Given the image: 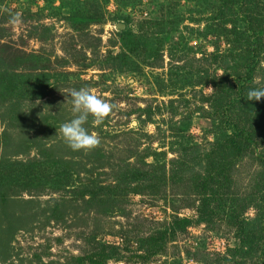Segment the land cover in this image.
<instances>
[{
	"label": "rangeland",
	"instance_id": "1",
	"mask_svg": "<svg viewBox=\"0 0 264 264\" xmlns=\"http://www.w3.org/2000/svg\"><path fill=\"white\" fill-rule=\"evenodd\" d=\"M255 78L264 81V0H0V264H89L101 245L118 248L100 264H264L252 206L264 204V126L252 129L253 153L220 172L221 188L206 186L216 192L207 221L186 176L216 137L218 103L234 119L264 113V98H244ZM81 87L114 106L85 125L101 139L88 153L56 134L72 118L62 92ZM48 156L69 161V188L46 176ZM157 160L165 176L187 168L160 183ZM137 167L157 193L76 196ZM220 193L250 205L240 217L256 237L245 251Z\"/></svg>",
	"mask_w": 264,
	"mask_h": 264
},
{
	"label": "trees",
	"instance_id": "2",
	"mask_svg": "<svg viewBox=\"0 0 264 264\" xmlns=\"http://www.w3.org/2000/svg\"><path fill=\"white\" fill-rule=\"evenodd\" d=\"M219 98L224 99L222 94L219 96ZM216 111L218 112L219 115L218 118H220V120H218V123L215 127L216 137H214L213 141L209 142L207 149L203 150V154L198 161L199 170H202V172L200 173L198 170V172H195V174L186 175L188 176V178H190V180L194 184V188H195L194 193L198 195L199 193L201 194L200 200L202 201V205L197 209L199 212L200 220H204V221L208 220L209 216L211 215V211L209 209L208 212L210 214L206 213L205 215V212L202 211V209L207 210L206 208L208 207L210 201L214 198L213 197L214 193H216L214 191H210L211 193H209L206 186L214 182L217 184L218 186L217 188H221L222 181H220L219 178L221 173H223L222 170L224 169L226 171L227 169H229L234 163V161L238 159V157L243 158L245 155H248V152H250L249 154L253 153L252 151L255 142L254 143L251 142L252 129L257 127L262 128V126H264V113H260L258 111H252L251 108H249V113L244 119H234L233 118L234 112L231 110H228L227 112L222 111V108L219 103L217 105ZM187 126L188 125L185 124L183 129L187 130L188 129ZM249 129H251V131ZM261 131H264V129H261ZM144 158L141 159L143 164H145ZM203 160H204V165H202ZM176 161L178 162L179 160ZM157 162L158 160L154 164H158ZM68 164L69 161L65 158L55 159L54 156H48V167H50V172H48L46 176H51L53 177L52 179H55L53 180L52 183L53 185H56L57 187L59 186L60 188H66V187L69 188L71 186L67 176L68 174H73V173L70 172V170H66ZM180 164L183 163H180L179 161L178 165ZM262 164L264 170V161L262 162ZM147 166H153V164L149 163ZM158 167L160 171L158 172L159 175L157 180L160 183H165L168 178L177 176L175 175V173L183 172V170L187 168L186 167L184 169V167L182 166L181 167L182 169L179 167L177 168V171H173L172 168L170 170L169 175L165 176L166 172H165L164 164L159 163ZM189 169H192V166ZM1 173L3 174V171H1ZM148 173H149L148 171L143 170L141 167L132 168L128 172V174L124 173L122 175L121 173L117 175L116 178L117 177L118 178L115 180L114 185L111 184L105 185L102 182H99L94 185L87 184L82 187V190L77 192L76 196L83 197L84 195H88L90 200L97 201L98 203H100L102 202L101 200L106 201L108 200L107 198H111L115 194V192H117V194H120L121 191L125 193L128 191H132L138 194H142L143 190L146 189L148 186L150 187L149 191L151 193H154L155 190H156L155 192L157 193V191H159V187L157 189V185L148 183L150 177L147 176ZM125 176H127L126 179L131 180L130 182H136L135 183L136 187L135 186L129 187L128 185L127 188H123V184L126 185L130 183L124 180ZM28 177L31 178L30 175L29 176L27 175L26 178ZM261 181L263 182L260 183V181H257L256 183V185L258 186L256 190L259 192L260 195L258 201H261L262 199L264 200V174ZM142 182H146V183H142ZM216 200L219 201L218 207L221 210L227 209L229 211L228 223L234 224V226H236V230H237L236 235H239L241 238V246H240L241 250L245 251V247L247 245L251 248L250 244L252 243V241L253 243L255 242L256 235L254 233L252 234L250 233L253 232V230L246 227L245 223H243L244 220L241 219L240 217L242 212L246 210L248 206H250L247 205L249 203L238 202L236 198H231L228 196L226 197L221 195V193L219 194V196H217ZM261 202L252 203L253 204L252 206H254L256 209L254 218L256 220L258 219V221L259 220L264 221V204L261 205ZM236 209L239 210L241 213L238 214V212H236ZM110 210L111 209L106 208V210H103V212L108 214L111 212ZM155 234L156 235L159 234V235L156 237ZM161 235H162V231H160L159 233L158 231L154 232V235H152L147 241L151 240L152 243H154L155 242L154 240L160 238ZM117 248L118 247L115 245H101L99 247V251L97 250L92 251L86 258L89 264H100L103 261H105L107 258L110 257L114 258V256L117 257V255H113V253L114 254L116 253L115 251ZM155 250L156 249H153L152 251ZM81 262H83V258L82 257L77 258L76 264H80Z\"/></svg>",
	"mask_w": 264,
	"mask_h": 264
},
{
	"label": "clouds",
	"instance_id": "3",
	"mask_svg": "<svg viewBox=\"0 0 264 264\" xmlns=\"http://www.w3.org/2000/svg\"><path fill=\"white\" fill-rule=\"evenodd\" d=\"M253 83L259 86L251 88L244 98L249 101H260L264 98V81L255 78ZM62 93L65 94V103L71 105L72 118L63 122L56 134L74 152L88 153L99 147L101 144L99 135L90 132L85 125L91 119L92 124L99 127L109 117L114 106L87 87L69 88Z\"/></svg>",
	"mask_w": 264,
	"mask_h": 264
}]
</instances>
